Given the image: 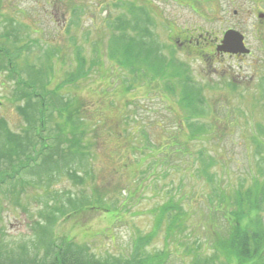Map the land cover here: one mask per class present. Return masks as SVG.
I'll list each match as a JSON object with an SVG mask.
<instances>
[{"label": "rangeland", "instance_id": "1", "mask_svg": "<svg viewBox=\"0 0 264 264\" xmlns=\"http://www.w3.org/2000/svg\"><path fill=\"white\" fill-rule=\"evenodd\" d=\"M188 2L193 3L192 0H0V38L6 36L3 32L9 26L21 30L20 22L31 26L26 34L21 31L22 43L37 39V45L30 47L13 43L10 36V41L7 44L1 41L0 46L11 48L14 57L31 48L23 56L13 58L22 78L30 75L27 73L30 67L43 66L47 70L54 67L43 85L56 87L55 93L60 97L61 103L54 108L58 132L64 137L76 132L75 127L65 122V115L68 118L66 111L77 108L82 121L74 136L81 138L86 151L85 157H77L68 165L81 174L80 178L74 180L54 173L51 176L57 179L48 192L41 187L44 180L35 188L27 182L29 178L0 185V249L7 253L4 257L0 255V262L33 264L47 252L45 258L49 259L54 246H70L81 256L77 258L78 264H96V260L105 261L108 255L125 254L137 242L142 245L141 252L158 264H181L201 258L199 251L190 245L194 242L206 255L218 236V232L214 234L205 227L203 214L207 206L202 201L192 200L188 194L186 198L190 201L182 202L181 212L188 210V216L182 217L186 229L179 227L181 223L169 228L154 219L156 208L168 196L175 197L173 190L180 178L185 185L183 190L189 191L193 185L199 196L211 191V182L217 180L226 182L228 189L242 183L245 190L264 180V16L258 15L264 13V0H203L195 9ZM165 19L171 23L170 30L162 24ZM36 20L39 23L34 26ZM121 20L128 28L127 37L145 34V40L162 53L160 71H148L147 78L137 80L140 74L136 76L129 67L119 64L113 38L121 35ZM178 25L186 28L187 36L202 31L196 50L203 58L209 56L208 60H196L185 51L183 43H178V49L174 50L169 41L177 35ZM229 28L244 35L250 54H214V45L220 38L223 40ZM179 65L185 67L208 103L204 106L205 115L196 119L199 121L194 120V126L201 123L204 127L194 139L189 137L179 103L181 86L175 79ZM75 68L80 70L81 77L75 85L70 80L63 85V74ZM14 86V76L0 66V125L11 133L24 127L20 108L17 109L19 104L11 98ZM181 124L185 126L179 132L174 125ZM54 129L49 122L44 134L54 133ZM200 152L203 159L217 160L198 178L201 165L194 161ZM9 172L6 165L0 167V175ZM43 175L51 178L49 171ZM57 192L61 195L58 200ZM68 192L74 202L86 200L76 209H69L65 199ZM46 202L65 207L52 229L41 228L48 222ZM245 202L256 203L254 198ZM256 204L260 209L241 224L259 220L256 228L264 233V202ZM97 205L100 207L95 208ZM195 218L198 220L192 221ZM196 222L199 226L193 225ZM32 241L43 247L49 241L50 248L32 249ZM34 251L38 253L31 262ZM62 252H58L59 258ZM254 260L253 264H264V246Z\"/></svg>", "mask_w": 264, "mask_h": 264}, {"label": "trees", "instance_id": "2", "mask_svg": "<svg viewBox=\"0 0 264 264\" xmlns=\"http://www.w3.org/2000/svg\"><path fill=\"white\" fill-rule=\"evenodd\" d=\"M122 26H124V24ZM144 37L145 34L141 36L139 33V36L135 38H129L124 34H121L118 38L120 44L118 51L120 58H118V62L121 66L129 67L134 74H140L138 80H141L142 77L147 78V74L149 73L148 71H155L156 69L160 71L161 67L163 68V62L161 58L162 53L158 51L156 47L153 48L155 44L148 43ZM6 55H9L8 51L6 52L5 56ZM169 58H173V56ZM11 59L9 58V62H7L8 67L3 64L2 61L0 62V66L4 69L11 66L13 67V57ZM40 59L41 58H39V60ZM50 70L51 68L47 70L43 68V66L33 69L30 67V71L28 69L27 73H30L31 76H29V83H24V91L22 96H18L17 94L12 95V100L14 102L17 101L19 104L17 109L20 108L19 113L22 114L21 116L23 117L24 121V127L22 128L21 132L11 133L6 126H3L2 124L0 125V160L4 158L8 162L9 167L12 168L13 172L9 177L10 184H13L18 180L23 181L24 179L29 178L26 179L27 182L35 188L36 185H39L42 180H44L45 183L41 187H44L46 191L48 190L49 186L52 185V183L57 179L56 176H51L54 173L57 176L64 174L70 176L74 180L79 179L80 176L77 175V171L68 165L69 163H72L74 160H76L77 157L81 159L86 155V151L84 152L83 141L81 138L74 136L80 131L79 122L82 121V119L78 116L79 112L77 108L66 111L69 115L68 118H66L65 115V122L69 125V127H75L76 132H73L70 137L67 135L64 137L58 132V122L54 108L58 107V104L61 103L59 101L60 97L55 93L56 89L48 91L46 85H43L45 83L44 80L46 73H48ZM175 72L178 74L175 79L178 80V84L181 86V93L178 97L180 107L183 109L187 126L190 128L189 135L191 139H194L195 135L204 130V127L201 126V123H199L197 126H194V120L198 119L199 116L205 115L204 106L207 104V101H205L203 98L201 89L194 86V82L192 78L187 75L185 67L182 68V66L179 65V69L175 70ZM78 76H80V73L75 71L69 74V80L74 82V78ZM65 82L67 81L65 80ZM69 104L72 105V102L70 101ZM63 106L67 107L68 105L65 104ZM188 120L192 121L189 122ZM49 122L54 124L55 132L45 135L43 132L44 129L46 130ZM208 139L210 138L208 137ZM179 146L181 147L182 151L185 150L180 142ZM34 151L35 153H33ZM182 151L180 152L183 154ZM39 154H43V156L40 157L38 156ZM21 160L22 165H20ZM201 160L203 161V164L201 163ZM216 160V158L213 159L212 157H210L208 160L203 159L202 152H200L199 158L194 161L196 164L197 161H199L201 165V168L200 166L198 167L200 168L198 169V178L200 176H204L206 171L209 169V167H212L213 162ZM1 166H3V163ZM47 171H49V175L51 176L49 179L47 175H43V173H47ZM34 176H36V178L32 179L31 177ZM260 182L261 184L255 185L256 188L255 186H251L248 187L247 190L243 189L242 183H239L238 189L235 190L228 189L229 186H226V182L223 184V182L221 183L219 180H217L215 182H211V191L199 196L196 195L198 191L193 189V185H191L192 187L187 186V189L190 187L191 191L183 190L185 185H183V179L180 178L177 188L175 191L173 190L175 197L173 198L168 196L166 200L163 201L162 205L158 207L155 205V208L157 207V214L155 213L154 219L157 224H164L169 228L171 226H177L179 223H181L179 227L182 226V229H186V223H184L185 220H183V218H185V215L188 216V210L186 209L182 212L181 210L183 209L182 202L190 201L186 198V196L189 194L190 198L193 197L192 200H197L199 202L202 201V203L207 206L206 212L203 214L205 227L207 229L213 230L214 234L218 232V236L213 239V247L216 251V258L210 264H223V262L218 260V257L223 258L226 262L231 260L232 257L243 260L245 259L243 256H246L249 259H252L255 257L256 253L260 251L259 249L263 248L264 246V233H262V231H258V229L255 230L242 227L240 218L249 214L253 210V207L250 203L242 206L243 203H246L245 201L247 199H253L258 196L257 200L255 201L258 202L264 200V188H262L264 180ZM15 185L16 184H14V186ZM229 191L233 193L230 194ZM65 195V199L68 200L69 206L72 209H76L77 203H81L86 200L83 198L84 200L81 199L74 202L72 195L69 192ZM99 195L100 193L98 196ZM59 196L61 195L57 192L56 200H58ZM213 199H215V205H213ZM47 204L49 205V208L47 209L45 216L48 219V222L45 224V227L44 225L41 226L42 229H52L56 217L59 215V213H63V210L65 209V207L56 205V203L52 204L51 202H46V205ZM210 205L213 206L210 207ZM97 207L100 206L97 205L95 208ZM254 208L257 211L260 209L258 204H256ZM67 215L69 214L67 213ZM164 220L165 222H163ZM197 220V218L192 219V221ZM193 225L199 226L197 225V222ZM189 232L193 234L192 229H189ZM205 237L207 240H209L208 236ZM48 242L49 241L45 242L43 247L37 241H32L31 247L32 249H41L46 251L47 248H50L47 245ZM51 245L53 247V244ZM73 245L75 246V244ZM190 246H193L195 250L198 251V247L194 242ZM69 247L64 248L63 246H54V252L49 256V259L45 258L49 254V252H47L43 254V256L36 258L37 261L33 262V264H78L77 258L81 256L77 250ZM141 247L142 245H139L137 242V245H131L130 250L125 254H120L119 256L108 255V258H105V261L96 260L95 263L158 264L155 259L149 260L151 257L147 256L146 253L141 252ZM61 251H64L62 252L64 254H62V256L59 258L58 252L61 253ZM36 253L38 252L34 251L32 253L31 262L33 260V255ZM6 254L7 253H5V251L0 249V255L4 257ZM141 255L142 257H140ZM165 259L166 258H164L162 262H164ZM84 261L87 262L88 260L84 259ZM0 264L6 263L0 262ZM190 264L208 263L206 260L203 263V258L197 257L196 259H193ZM237 264H241L240 261L237 262Z\"/></svg>", "mask_w": 264, "mask_h": 264}, {"label": "water", "instance_id": "3", "mask_svg": "<svg viewBox=\"0 0 264 264\" xmlns=\"http://www.w3.org/2000/svg\"><path fill=\"white\" fill-rule=\"evenodd\" d=\"M242 35L234 30H227L224 34L220 50L226 52H248L242 43Z\"/></svg>", "mask_w": 264, "mask_h": 264}, {"label": "flooded vegetation", "instance_id": "4", "mask_svg": "<svg viewBox=\"0 0 264 264\" xmlns=\"http://www.w3.org/2000/svg\"><path fill=\"white\" fill-rule=\"evenodd\" d=\"M188 42H189V44L191 45V46H193V44H194V41L193 40H191V41H189L188 40ZM188 42L185 40V39H183V38H180V40H179V43L181 44V43H183L184 45L186 44V45H188ZM197 43H199V41L197 42ZM189 53H192V52H189ZM215 54V53H214ZM210 55V54H209ZM206 58H208V57H206ZM205 58V59H206Z\"/></svg>", "mask_w": 264, "mask_h": 264}]
</instances>
